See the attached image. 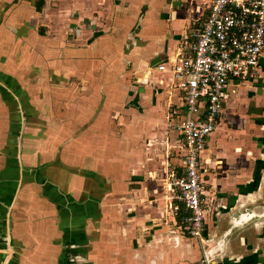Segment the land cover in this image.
<instances>
[{
    "label": "crops",
    "instance_id": "crops-1",
    "mask_svg": "<svg viewBox=\"0 0 264 264\" xmlns=\"http://www.w3.org/2000/svg\"><path fill=\"white\" fill-rule=\"evenodd\" d=\"M211 0H0V264H264V49L201 152L186 236L166 63ZM34 121V122H32Z\"/></svg>",
    "mask_w": 264,
    "mask_h": 264
},
{
    "label": "built area",
    "instance_id": "built-area-1",
    "mask_svg": "<svg viewBox=\"0 0 264 264\" xmlns=\"http://www.w3.org/2000/svg\"><path fill=\"white\" fill-rule=\"evenodd\" d=\"M264 49V0H211L190 38L157 70L168 74L180 102L176 129L182 139V171L171 181L182 206L186 236L206 229L201 152L219 123L220 103L231 82L247 80Z\"/></svg>",
    "mask_w": 264,
    "mask_h": 264
},
{
    "label": "rangeland",
    "instance_id": "rangeland-1",
    "mask_svg": "<svg viewBox=\"0 0 264 264\" xmlns=\"http://www.w3.org/2000/svg\"><path fill=\"white\" fill-rule=\"evenodd\" d=\"M158 66V65H157ZM157 66H156V68H157ZM32 122H34V121H32Z\"/></svg>",
    "mask_w": 264,
    "mask_h": 264
}]
</instances>
